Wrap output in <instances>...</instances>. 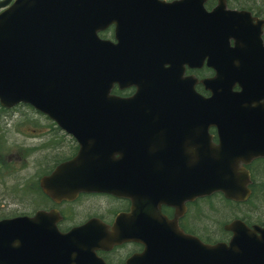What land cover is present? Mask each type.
<instances>
[{
    "label": "flooded vegetation",
    "instance_id": "1",
    "mask_svg": "<svg viewBox=\"0 0 264 264\" xmlns=\"http://www.w3.org/2000/svg\"><path fill=\"white\" fill-rule=\"evenodd\" d=\"M161 1L166 5L176 2ZM217 3L204 0L202 12H210ZM198 4L200 8V2H188L185 19L181 11L168 8L153 18L140 19L139 25H129L132 33L125 36L129 42L121 54L128 71L127 84L120 87L111 82L109 94L131 98L137 88L142 89L140 98L153 99L161 113H138L124 117L127 124L110 123L102 133L126 135V144L123 138L122 146L117 145L112 153V147H108L111 154L97 150L90 158L99 160H87L92 165L123 168L125 193L79 191L66 199L50 192L74 173V168L69 173L63 167L78 155L81 143L47 115L21 116L25 122L34 121L29 131L37 133L15 146L19 149L16 158L38 157L44 161L33 174L16 183L19 188L10 190L14 192L10 199L1 193L8 189L0 186V221L4 222L0 224V264H145L148 256L154 263L156 256L147 252L146 235L155 239L152 232L163 229L180 231L203 244L229 246L237 238L250 248L264 249V157L236 163L247 173V194L227 196L216 190L187 198L179 192L199 180L194 170L203 166L209 145L219 146V132L231 134L238 127L234 120L244 117L240 113L210 116L209 101L220 106L250 105L257 114H264V0H224L226 9L247 14L221 28L209 27L208 18L203 16L195 22L192 6ZM115 27L111 22L97 34L100 39L117 43ZM248 29L249 36L230 34ZM248 38L250 43L242 42ZM237 43L251 49L236 50ZM230 93H242V97L235 101L229 98ZM209 119L224 123L208 124ZM8 120V115L0 114V133ZM231 141L229 137L223 140ZM4 146L0 142V151L6 149ZM126 148L131 152L137 149L142 155L141 162L133 163L141 168L140 172L130 164L113 162ZM145 151H151L155 160L145 162ZM4 170L0 162V172ZM56 171L58 175L50 179ZM154 181L172 193H137L149 190L145 183ZM117 188L111 189L119 191ZM61 190L65 193L66 189ZM18 191L27 195H19ZM139 197L143 202L159 197L169 203L157 201L153 207L145 203L139 210ZM139 212L148 214L145 222L138 219Z\"/></svg>",
    "mask_w": 264,
    "mask_h": 264
},
{
    "label": "water",
    "instance_id": "2",
    "mask_svg": "<svg viewBox=\"0 0 264 264\" xmlns=\"http://www.w3.org/2000/svg\"><path fill=\"white\" fill-rule=\"evenodd\" d=\"M9 1L2 0L0 7L8 5ZM196 1L178 0L166 7L181 11L185 19L188 2ZM162 4L157 0H13L0 12V104L6 107L19 102L29 104L47 114L81 143L78 155L63 167L69 173L74 168V173L64 177L65 188L69 192L63 193L59 185L53 190L54 194L58 192L71 199L78 191L126 192L123 168L92 165L88 161L99 160L90 158L97 154V150L103 155L111 154L123 138V145L126 144V135L102 133L110 128V123L127 124L122 119L138 113H161L153 99L140 98L142 89L137 88L131 98H120L109 95V88L111 82H117L120 87L127 84L128 71L125 57L121 54L129 42L125 36L132 33L129 25L136 22L139 25L140 19L148 17L147 13L155 15V7L158 10L164 6ZM192 10L194 20L207 17L209 27L219 25L221 28L243 17V12H225L222 6L207 16L199 14L197 7L192 6ZM110 22L116 24L118 42L115 45L100 40L96 34ZM234 33L248 32L236 30ZM131 36L136 39V36ZM229 98L236 101V96ZM212 102L208 103L210 116L231 114L240 108L238 113L244 117L234 120L238 127L233 128L231 134L219 132L218 147L209 145L203 166L194 170V176L199 180L188 183L184 190L179 191L187 198L216 190L227 196L247 194V173L242 168L238 169L236 163L264 157V114L251 111L248 105L226 103L220 106ZM108 116L113 118L108 119ZM150 122L155 123V120ZM221 123L224 121L208 120V124ZM226 137L234 141L224 143ZM89 140L92 142L90 145ZM108 147H112L111 153ZM129 149H124L121 158L113 162L130 164L140 172L141 168L133 163L141 162L142 155L137 149L133 152ZM142 154H145V162L155 160L151 151ZM57 175L56 171L50 179ZM145 186L149 190L137 193H172L160 187L157 181L147 182ZM112 187H118L119 191ZM140 198L136 199L139 210H143L145 203L150 207L157 201L169 203V200L159 197L145 202ZM147 215L139 212L138 219L145 222ZM152 233L156 238L146 235V249L154 253L156 259L153 263L148 256L145 264H264V249L250 248L242 239L234 238L229 246L210 245L180 231L163 229Z\"/></svg>",
    "mask_w": 264,
    "mask_h": 264
},
{
    "label": "rangeland",
    "instance_id": "3",
    "mask_svg": "<svg viewBox=\"0 0 264 264\" xmlns=\"http://www.w3.org/2000/svg\"><path fill=\"white\" fill-rule=\"evenodd\" d=\"M25 109L26 108L23 107L20 108L17 112H14V115H12L11 120L4 121V123L3 121H1L3 124H5L6 127L4 131L0 133V142H3L4 145H6L4 146V148L6 149L0 151V162L2 163V166L7 170L0 172V186L2 188L5 187L8 189L7 191L1 192L8 199L13 197L14 195V192H10V190L16 187L19 188L16 183L21 182L22 178L28 177L29 175L33 174L35 168L39 167L40 164L44 161V158L38 157L34 159L31 157L27 159L16 158L19 149L15 146H17V144L22 145L24 142H26L25 138L28 137L29 134L37 133L29 131V129L33 127L34 121L25 122V119L21 117V113H25L22 110ZM29 112L31 113V111ZM9 114H11V112H9ZM36 122L38 123V121ZM12 160L15 162L14 164ZM16 193L22 196L27 195L25 191H18Z\"/></svg>",
    "mask_w": 264,
    "mask_h": 264
},
{
    "label": "bare ground",
    "instance_id": "4",
    "mask_svg": "<svg viewBox=\"0 0 264 264\" xmlns=\"http://www.w3.org/2000/svg\"><path fill=\"white\" fill-rule=\"evenodd\" d=\"M189 120V119H188ZM184 121V120H183Z\"/></svg>",
    "mask_w": 264,
    "mask_h": 264
}]
</instances>
